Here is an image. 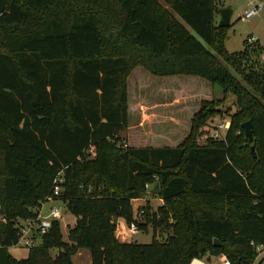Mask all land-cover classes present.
Masks as SVG:
<instances>
[{
  "label": "trees",
  "instance_id": "16d2710c",
  "mask_svg": "<svg viewBox=\"0 0 264 264\" xmlns=\"http://www.w3.org/2000/svg\"><path fill=\"white\" fill-rule=\"evenodd\" d=\"M162 1L0 0V264H74L77 248L90 251L89 264H191L219 253L253 264L264 247L263 48L245 39L226 49L230 25H218L217 0ZM132 76L140 85L163 78L153 82L159 93L184 91L185 117L160 106L129 128ZM214 85L233 95L234 109L224 138L203 145L224 102ZM127 129L129 142L116 146ZM59 176L76 216L72 245L54 221L26 258H14L21 221L37 217ZM157 182L172 233L160 241L154 216L151 243L120 241L116 221L131 224L132 201Z\"/></svg>",
  "mask_w": 264,
  "mask_h": 264
},
{
  "label": "rangeland",
  "instance_id": "374dc122",
  "mask_svg": "<svg viewBox=\"0 0 264 264\" xmlns=\"http://www.w3.org/2000/svg\"><path fill=\"white\" fill-rule=\"evenodd\" d=\"M159 1H162V0H159ZM224 1H228L226 2L227 4H231L234 6H237L239 4L242 6V4H244V0H221L222 3H225ZM260 15L262 16L261 22H258L257 18L249 19V21H244V20L240 21L239 18H234L233 23H231V26L228 28L227 39L225 41V47L228 51L233 52V51H239L240 49H242L243 40L246 39L250 33L252 32L254 33L255 30H258L264 36V11H261ZM175 16L180 22H182L188 28V30L192 34H194L202 42L203 45H205L208 49H211L209 45L203 39H201V37H199L191 29V27L186 25V23H184V21L177 14H175ZM260 60L264 64V57H262L261 55H260ZM150 77L152 78L153 81L150 78L149 79L147 78L143 81L144 79L143 77L142 78L143 82L140 85L137 82V79L135 78V76H132V79L130 81V100H131L130 110H132L133 113L131 112V115H130L129 128H134L140 124L141 114L142 115L151 114L152 110H153V113H155V110L157 109V107H160V106L169 107L171 109V111L169 112H172L173 114L179 113L181 111V109H177V107H179L180 102H182V94L184 91H181L179 94H174V95L172 94L171 91H166L164 93H159V90L153 91L152 90V86L154 85L153 82L157 84V82H160L164 79L160 77H152V76ZM205 92L206 91H201L200 93L203 94ZM213 95L215 99L223 100L224 102L223 104L219 106V114L211 117V119L206 122V125L204 126V129H203V134L200 136V139H199L200 142H204L206 140V138L208 137V134L211 132V129L218 122L224 121L226 124H228V127L230 125V120H231L230 115L234 109L233 95L231 93L224 94L219 85H214ZM136 97L137 99L141 100V103H140L141 105L137 103ZM158 103L160 105H158ZM194 103L197 104L198 100L195 101V100L190 99L189 105L191 107L189 110H191V113L196 108V107H193ZM227 108L231 109L230 112H227ZM136 109L138 110L136 111ZM180 114L185 117V112H180ZM128 131L129 130L127 129L126 135L122 134L120 136L118 134L117 136L113 137L111 139L112 142L116 146H121L123 142L122 141L123 136L127 137V142H129ZM86 155L88 158L89 157L92 158L95 155V147L92 146L86 152ZM55 179H58V177H56ZM47 197L48 196H46L43 200H41V202L44 203L43 204L44 213L47 214L50 211V208L54 205L60 207L61 212H62V219L60 220V225H61V231L63 234V238L65 242H67L69 245H72V242L69 241L68 236H69L70 229L74 226L76 222V216H74L72 213H70L67 210L66 201L64 198L58 199L57 201H50L47 199ZM132 203H133L134 213H136L137 210H142L143 211L142 223H145V224L148 223L145 229H141L138 234H135L132 236L131 238L132 242L151 243L153 241L154 231H153V225H152V221H153L152 218L154 216L156 217V220L160 222L158 225V235H159L158 239L160 241H165L172 233V227H170L169 225L173 223V218H172L173 212L170 211L171 209L163 201V199H161L157 194L151 193V190H147L144 196L134 199ZM19 205L24 206L22 202ZM16 220L21 221L20 218H17ZM119 238L121 239V237ZM40 242H41V239L38 241V243ZM9 251L14 258L20 260V259L27 257L29 253V247H27L24 243H18L17 245L10 247ZM256 252H257V256L255 260L253 261V264H264V247L257 246ZM223 257L224 256L220 253L210 254V255L207 254L206 256L202 258V260L205 262V264H221V260ZM72 258H73L74 264H88L90 262V251L88 249L77 248Z\"/></svg>",
  "mask_w": 264,
  "mask_h": 264
},
{
  "label": "built area",
  "instance_id": "2783aa9c",
  "mask_svg": "<svg viewBox=\"0 0 264 264\" xmlns=\"http://www.w3.org/2000/svg\"><path fill=\"white\" fill-rule=\"evenodd\" d=\"M263 9L264 0L251 2L248 10L243 15V19L247 20L251 16L258 14ZM246 39L250 43L254 41L252 36H248ZM227 128L228 124L224 121L218 122L211 129L209 137L223 139ZM62 183L63 178L61 176H59L58 179H55L52 193L47 197L48 200L57 201L62 198ZM42 205L43 203L36 208L35 211L37 213V217L35 219H25L20 224L19 243H24L29 248L38 245V241L41 239L43 234L47 233L51 229L54 221H60L62 219L60 207L54 205L50 208V211L47 214H42ZM142 217L143 211L137 210L136 213H134V220L131 224H126L123 233L129 234L130 237L138 234L141 229L137 224V221L142 222ZM191 264H205V262L202 259L194 258ZM221 264H230V262L223 257Z\"/></svg>",
  "mask_w": 264,
  "mask_h": 264
},
{
  "label": "crops",
  "instance_id": "0c3cea01",
  "mask_svg": "<svg viewBox=\"0 0 264 264\" xmlns=\"http://www.w3.org/2000/svg\"><path fill=\"white\" fill-rule=\"evenodd\" d=\"M258 0H244V4H242V6L239 4L237 6H234V5H231V4H227L226 2L228 1H224L225 3H222L221 0H219V2H221V6L219 7V10L221 9V7H224V6H229L232 10V14H231V18H230V22L233 23L234 21V18H239L240 21H249V19H254V18H257V21L258 22H261V19H262V16L260 15V12L261 11H264L261 10L258 14L256 15H253L251 16L250 18H248L247 20L243 19V15L244 13L248 10L249 6H250V3L251 2H256ZM163 5L167 6L165 3H163L162 1H160ZM220 20V14H219V11H218V16H217V21L219 22ZM231 26V24H230ZM255 30V29H254ZM227 33H228V30H227ZM248 36H252L254 38V41H258L260 43V45L262 46L263 48V53L261 54L262 57H264V36L258 31V30H255V32L253 33H250ZM247 36V37H248ZM227 39V37H226ZM225 39V41H226ZM245 40V39H244ZM243 40V41H244ZM149 119L148 117V114H141V121H140V124H144L145 122H147V120ZM152 128H157V126H153ZM126 135V132L125 131H122L120 133V135ZM155 134H158L157 132ZM124 137V136H123ZM208 137H209V134H208ZM207 137V138H208ZM207 143V140H205L204 142H200V144H206ZM44 204V203H43ZM42 214H46L44 213L43 211V205H42ZM76 223V222H75ZM75 225V224H74ZM126 226V223L125 221L122 219V218H119L117 221H116V237L122 241V242H131V238L129 236V234L127 233H123L124 231V227ZM118 232V233H117ZM121 237V239L119 238ZM222 261V260H221ZM90 263V262H89ZM88 263V264H89Z\"/></svg>",
  "mask_w": 264,
  "mask_h": 264
},
{
  "label": "water",
  "instance_id": "95a60500",
  "mask_svg": "<svg viewBox=\"0 0 264 264\" xmlns=\"http://www.w3.org/2000/svg\"><path fill=\"white\" fill-rule=\"evenodd\" d=\"M220 14V20L218 22V25L221 27L229 26L231 24L230 18L232 14V10L230 7L224 6L221 7L219 10ZM240 127L244 130L245 135L251 139V132H252V123L250 120H245L240 124ZM251 151H253V146H251ZM160 192V184L156 183L154 187L151 189V193L158 194ZM214 244L216 246H220L221 243L215 239Z\"/></svg>",
  "mask_w": 264,
  "mask_h": 264
}]
</instances>
